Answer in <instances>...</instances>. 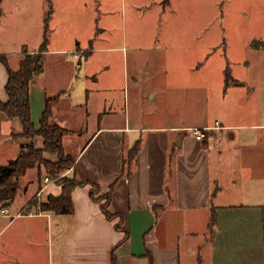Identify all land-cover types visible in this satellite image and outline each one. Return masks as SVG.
<instances>
[{"label":"crops","instance_id":"1","mask_svg":"<svg viewBox=\"0 0 264 264\" xmlns=\"http://www.w3.org/2000/svg\"><path fill=\"white\" fill-rule=\"evenodd\" d=\"M51 16L43 72L30 87L33 123L40 128L47 99L61 95L51 122L69 131L65 148L77 161L67 174L88 184L74 191L72 214L45 212L42 204L62 187L30 169L15 202L0 211V235L26 246H13L9 264H114L113 250L119 264H264V88L236 74V63L212 67L206 51L192 57L191 44L169 43L168 29L147 44L125 31L116 48L95 32L86 42L59 35L57 9ZM44 23L22 39L0 26V52L12 69L26 52L41 51ZM118 49L119 64L110 58ZM8 72L0 62L3 102ZM197 129L206 136L198 139ZM23 131L19 118L0 110V166L22 146L44 148L42 137ZM95 187L100 201L90 195ZM111 190L114 220L102 210Z\"/></svg>","mask_w":264,"mask_h":264},{"label":"rangeland","instance_id":"2","mask_svg":"<svg viewBox=\"0 0 264 264\" xmlns=\"http://www.w3.org/2000/svg\"><path fill=\"white\" fill-rule=\"evenodd\" d=\"M51 1L52 4L48 0H0L3 33L14 34L19 39L26 35L28 38L36 37L39 24L45 27L50 5H53V11L57 9L58 34L76 36L85 42L95 32L103 36L101 43L118 48L125 31H137L141 33L139 38L142 42L147 44L153 41L155 31L168 29L165 35L168 34L169 43L173 42L175 46L191 44L192 57L206 51V57L212 59V67L227 60L233 69L236 63L240 65L234 68L236 74L250 76L251 81L258 83V88H264L261 84L264 79V0ZM52 20L49 29H54ZM201 45H207V50H199ZM198 52L200 54L195 55ZM122 57L121 49L110 56L118 64ZM245 61L246 65L243 64ZM232 85L229 80L228 87L233 88ZM260 92L264 101V91ZM5 156V151L0 149V160H4ZM45 158L57 161L56 156L48 153H45ZM34 169L44 170V178L47 176L50 182H55L44 167L38 165ZM20 202L21 197L18 199ZM31 202L39 205L37 197L32 198ZM3 208L6 206L0 205V211ZM4 220L2 218L0 224ZM3 233L0 235V264H9L13 248L21 250L26 246L21 239L10 243V235ZM45 241L44 236L42 246ZM43 248L46 249L45 246Z\"/></svg>","mask_w":264,"mask_h":264},{"label":"trees","instance_id":"3","mask_svg":"<svg viewBox=\"0 0 264 264\" xmlns=\"http://www.w3.org/2000/svg\"><path fill=\"white\" fill-rule=\"evenodd\" d=\"M48 1L52 4L51 0ZM52 13L53 5H50L46 18V36L44 43L41 45V51L39 53L26 52L20 61L19 69H12L8 63L7 56L0 52V62L5 63L9 69V80L6 85V93L9 96V100L3 102L0 99V110L4 111L11 119L17 117L21 120L24 128L21 134L22 137L34 139L40 136L44 139L43 149H38L34 143L22 146V151L18 158L8 165L0 166V204H2L1 206L13 204L21 187V179L30 172V169H34L39 165V167H44L48 175L55 180V183L62 187L60 196H50L48 202L43 203L41 208L45 212L53 211L62 215L74 212L73 193L77 187L88 183L66 175L70 170L75 169L77 157L67 153L65 148L64 137L69 131L51 122L54 115V106L57 105L61 95L56 98L47 99L40 128H37L33 123L30 87L35 77L43 72L42 57L43 52L47 48L48 25ZM140 146L141 144L138 142L131 150L130 159L134 160L136 158ZM45 153L56 156L57 161L46 159ZM98 193L99 189L95 187L92 188L90 195L97 201H100L101 198H97ZM111 194L112 190L103 197L106 202L102 204V210L107 218L114 220L120 216L111 213L108 209L112 200ZM210 225L213 228L216 226L215 214ZM116 227L120 230L123 229L122 219H120ZM127 237L128 234L126 233ZM112 259L114 264H119L114 250L112 251Z\"/></svg>","mask_w":264,"mask_h":264},{"label":"built area","instance_id":"4","mask_svg":"<svg viewBox=\"0 0 264 264\" xmlns=\"http://www.w3.org/2000/svg\"><path fill=\"white\" fill-rule=\"evenodd\" d=\"M196 134H197L198 139H202L206 136V134L204 133V130L202 129H197ZM46 181H49L48 177L46 178ZM7 211H8L7 209H3L2 213H6Z\"/></svg>","mask_w":264,"mask_h":264}]
</instances>
